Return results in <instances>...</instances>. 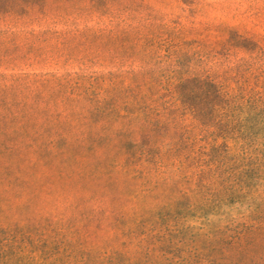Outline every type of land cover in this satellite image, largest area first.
<instances>
[{"label": "rangeland", "instance_id": "1", "mask_svg": "<svg viewBox=\"0 0 264 264\" xmlns=\"http://www.w3.org/2000/svg\"><path fill=\"white\" fill-rule=\"evenodd\" d=\"M145 3L162 36L134 60L75 38L110 23L90 0H50L51 34L32 50L0 5L4 218L36 205L103 223L0 232L8 264H264V0ZM145 78L167 113L131 83Z\"/></svg>", "mask_w": 264, "mask_h": 264}, {"label": "trees", "instance_id": "2", "mask_svg": "<svg viewBox=\"0 0 264 264\" xmlns=\"http://www.w3.org/2000/svg\"><path fill=\"white\" fill-rule=\"evenodd\" d=\"M0 5H4L5 8L3 12L5 18L2 20L3 25L7 26V29L20 28L23 34L27 35L25 44L32 46L31 50L34 48L36 42L45 43V37L51 34L48 22L44 19L49 13L48 6L50 5V0H0ZM90 7L95 13L108 14L110 23L108 26L94 32L91 30L81 31L74 29L75 38L86 35V40L88 38L98 39L101 44L110 47L108 48L107 54L117 57L120 56L128 60L144 57L146 50L156 44L162 36L160 28L162 25L161 17L153 11L150 5L145 3V0H90ZM55 24L54 22L53 25ZM46 26L48 27L45 29ZM90 32L92 33L90 34ZM53 34L60 35V33L55 31ZM62 34L64 42L67 43L68 32H62ZM86 50L91 52V54L101 55V52L96 53L91 45H88ZM146 80V78L142 81L131 80V83L138 90L148 86L149 98L155 106V110L158 111L161 109L167 113L168 109L166 105L160 104L157 101V92H155L153 84ZM180 86V84L175 86L174 91L179 89ZM196 100L197 103L192 106V119L195 120L199 119L202 113L200 109L202 101L198 97H196ZM185 109L188 110L187 108ZM15 207L16 211H29L32 217L22 220L19 219V221L4 218V215H7L9 209L13 207L1 206L0 232L8 230L15 234L23 232L20 234L27 233V236H31V233L37 234L39 232L63 228L72 233H78L84 230L85 232L90 231L91 234H94L103 226V223L100 222L97 224L86 223L83 225L79 221H55L50 216L45 218L44 216L48 215L51 210V216L54 213L53 209L47 206L21 205ZM9 247H13V245ZM13 256L15 255L8 253L0 254V264H8L9 261H12Z\"/></svg>", "mask_w": 264, "mask_h": 264}]
</instances>
